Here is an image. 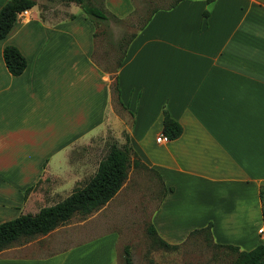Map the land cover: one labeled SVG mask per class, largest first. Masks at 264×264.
<instances>
[{"label": "crops", "instance_id": "0c3cea01", "mask_svg": "<svg viewBox=\"0 0 264 264\" xmlns=\"http://www.w3.org/2000/svg\"><path fill=\"white\" fill-rule=\"evenodd\" d=\"M86 1L118 19L108 15L95 25L74 1L36 0L0 38V222L84 184L106 151L105 137L143 165L129 167L118 190L86 217L75 220L74 213L1 249L0 264H116L114 229L79 233L109 219L108 206L139 168L157 178L149 222L167 243L179 244L206 225L213 243L249 249L264 240L257 232L264 0ZM123 36L129 39L122 58L108 66ZM5 44L25 59L18 74L3 61ZM99 48L106 64L96 56ZM163 111L181 130L157 142Z\"/></svg>", "mask_w": 264, "mask_h": 264}, {"label": "trees", "instance_id": "16d2710c", "mask_svg": "<svg viewBox=\"0 0 264 264\" xmlns=\"http://www.w3.org/2000/svg\"><path fill=\"white\" fill-rule=\"evenodd\" d=\"M36 0H5L0 6V38L9 30L15 16L23 9L31 7ZM74 1L80 5L85 16L91 19L93 24L100 25V21L109 17L118 19L108 12L102 5L97 6L86 0H63ZM135 1V0H134ZM178 0H169L164 6H172ZM211 1V0H205ZM136 2V1H135ZM134 2V3H135ZM156 3L147 6L146 14L159 7ZM136 8L134 11H136ZM138 9V8H137ZM140 9V8H139ZM146 18V17H145ZM129 37L123 36L114 41L120 47V52L115 58V66L120 62L125 44ZM3 61L12 74H18L25 66V59L19 50L12 44H5L1 50ZM116 91V86H113ZM179 123L163 111L162 132L167 137L179 134ZM143 165L137 157L130 156L126 146L117 145L115 141L107 144L106 151L98 161L94 173L84 182L75 187L68 195L57 202L42 206L35 212L20 213L15 217L0 222V250L16 242H23L29 238L48 232L54 227L66 222L74 213L85 215L106 202L120 187L127 176L129 167ZM258 196L261 208V218L264 220V184L259 186ZM147 233L153 242L163 248H174L178 244L167 243L161 239L153 225L149 222L146 226ZM203 232L209 237L208 225L193 229L189 235ZM213 243V242H212ZM222 247L231 254L228 264H264V240L249 249H239L238 246L227 243H213ZM121 264H132L128 245L122 247Z\"/></svg>", "mask_w": 264, "mask_h": 264}, {"label": "rangeland", "instance_id": "374dc122", "mask_svg": "<svg viewBox=\"0 0 264 264\" xmlns=\"http://www.w3.org/2000/svg\"><path fill=\"white\" fill-rule=\"evenodd\" d=\"M54 1H58L60 4L70 2ZM113 27L114 30L122 27L125 30L133 29L126 24H114ZM100 42L99 45L104 46V42ZM96 56L102 64H106L101 48ZM117 56L118 54L112 53L109 58L114 59ZM107 65L115 66V61L112 60ZM113 140L111 136L105 137L102 145H107ZM158 193L159 185L153 173L141 168L130 171L120 194L112 200L113 202L107 208L109 219L97 223L91 228L86 226V231L79 235L88 236L105 229H114L118 233L116 264H121L123 245L129 247L132 264H228L231 254L222 247L215 246L203 232L189 235L174 248H163L152 241L146 226L149 223V214L157 200ZM84 217L86 214H78L74 218L77 220Z\"/></svg>", "mask_w": 264, "mask_h": 264}, {"label": "built area", "instance_id": "2783aa9c", "mask_svg": "<svg viewBox=\"0 0 264 264\" xmlns=\"http://www.w3.org/2000/svg\"><path fill=\"white\" fill-rule=\"evenodd\" d=\"M24 11V9L22 10V12ZM21 12V11H20ZM167 136L166 134H164L162 131L157 133V135L154 137L155 141L159 142V141H166L167 140ZM257 232L264 236V220H262L257 228Z\"/></svg>", "mask_w": 264, "mask_h": 264}]
</instances>
